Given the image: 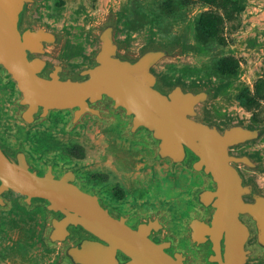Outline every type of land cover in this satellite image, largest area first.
I'll use <instances>...</instances> for the list:
<instances>
[{
    "label": "water",
    "instance_id": "water-1",
    "mask_svg": "<svg viewBox=\"0 0 264 264\" xmlns=\"http://www.w3.org/2000/svg\"><path fill=\"white\" fill-rule=\"evenodd\" d=\"M38 0H0V74L17 82L21 110L17 118L29 127L47 119L53 110L73 114L69 128L91 115L106 127L104 105L130 121L128 135L148 131L156 150L151 163L169 159L204 176L206 184L193 192L204 208L201 219L187 221L192 247L204 264H247L264 257V193L247 182L239 166L262 169L263 161L231 149L253 142L264 128L230 123L221 129L203 121L204 107L214 89L166 86L154 67L180 55L174 45L151 44L138 53L124 52L117 40L114 13L97 25L99 48L89 67L69 74V66L54 57L66 35L31 19ZM7 193L21 195L27 209L42 205L48 213L44 240L60 248L59 264H191L190 253L177 247L162 215L116 214L97 193L81 188L75 169L63 175L38 168L22 146L10 149L0 141V211L10 210ZM211 221H208L209 218ZM163 235L161 242L154 236ZM256 241L250 244V240Z\"/></svg>",
    "mask_w": 264,
    "mask_h": 264
},
{
    "label": "rangeland",
    "instance_id": "rangeland-1",
    "mask_svg": "<svg viewBox=\"0 0 264 264\" xmlns=\"http://www.w3.org/2000/svg\"><path fill=\"white\" fill-rule=\"evenodd\" d=\"M111 13L124 52L138 53L151 44L181 48L179 56L163 59L154 71L167 86L214 89L204 107L205 123L221 129L230 123L264 128V0H38L32 14L66 35L52 60L75 71L91 65L99 48L97 25ZM19 96L17 83L0 76L2 142L12 148L22 145L42 168L50 162L60 172L77 167L83 188L99 193L116 213L168 215L173 232L180 233L196 211L192 191L203 183L198 173L180 165L172 169L170 160L151 163L155 149L146 140L148 131L129 137L130 121L113 112L106 127L87 115L68 130L72 113L55 110L29 128L17 118ZM231 153L264 162V133ZM240 170L264 193V167ZM6 197L12 207L0 211V264H59L61 249L49 248L44 240L45 208L27 209L17 193ZM249 264H264V258Z\"/></svg>",
    "mask_w": 264,
    "mask_h": 264
},
{
    "label": "flooded vegetation",
    "instance_id": "flooded-vegetation-1",
    "mask_svg": "<svg viewBox=\"0 0 264 264\" xmlns=\"http://www.w3.org/2000/svg\"><path fill=\"white\" fill-rule=\"evenodd\" d=\"M35 10V9H34ZM33 10V11H34ZM33 13V12H32ZM31 13V19L33 20V21H37V20H35L34 18H33V14ZM39 22V21H38ZM43 23V22H42ZM45 24V23H44ZM47 27H48V25H47ZM48 28H50V27H48ZM51 29V28H50ZM54 30V29H53ZM60 32V31H59ZM63 33V32H62ZM64 46V45H63ZM62 46V47H63ZM93 56V55H92ZM44 58H46V59H49V60H51L52 62H54V63H56V64H66L67 66H69V74H74L76 71H78V70H80V69H83V68H86V67H83V68H80V69H78V70H75V71H73V69L71 68V66L69 65V64H67V63H65V62H60V63H57V62H55V61H53L52 60V58L53 57H44ZM92 61H93V58H92ZM92 64V63H91ZM90 66V65H89ZM89 66H87V67H89ZM0 76L1 77H3V78H5V80H13L12 78H11V76L10 75H2V74H0ZM15 81V80H14ZM16 82V81H15ZM17 83V82H16ZM167 86V85H166ZM18 87V86H17ZM18 90H19V88H18ZM20 91V90H19ZM21 97V92H20V96H19V98ZM18 98V99H19ZM17 102V101H16ZM17 104V103H16ZM104 108L106 109V113H104V116L106 117V118H108L109 120H110V123L107 125V126H109V125H111V123H112V118L111 117H109V116H107V115H109V113L110 112H113V114L112 115H115V118H116V116H118V115H120V117L122 118V119H124L123 117H122V115H121V113H116L114 110H112V108H111V106H110V104H106V105H104ZM21 110V107L19 106V111ZM19 111H18V113H19ZM53 111H55V110H53ZM53 111H51V113L53 112ZM59 111H69V110H59ZM71 112V111H70ZM17 113V114H18ZM51 113H50V115H49V117L47 118V119H45V120H43L42 122H44V121H46V120H48L49 118H50V116H51ZM72 113V112H71ZM85 116H87V115H85ZM84 116V117H85ZM89 116H91V115H89ZM84 117H83V119H84ZM72 118H73V114H72ZM95 119V118H94ZM72 120V119H71ZM71 120H70V122H71ZM96 120V119H95ZM124 120H126V119H124ZM21 121V120H20ZM98 121V120H97ZM127 121V120H126ZM23 122V121H22ZM42 122H40V123H42ZM70 122H69V124H68V126H67V128H68V130H71L72 128H69V125H70ZM82 122H83V120H82ZM81 122V123H82ZM100 122V121H99ZM24 123V122H23ZM40 123H38V124H40ZM101 123V122H100ZM26 124V123H25ZM38 124H35V125H33V126H31V127H34V126H36V125H38ZM78 124H80V123H78ZM131 124V123H130ZM101 125H102V123H101ZM26 126L27 127H29L27 124H26ZM76 126V125H75ZM74 126V127H75ZM130 126V125H129ZM129 126H128V128H129ZM31 127H29V128H31ZM103 127V126H102ZM128 128H127V135H128ZM225 128V127H224ZM141 130V129H140ZM139 131V130H138ZM137 131V132H138ZM136 132V133H137ZM135 133V134H136ZM149 134V133H148ZM129 136V135H128ZM135 136V135H134ZM133 136V137H134ZM130 137V136H129ZM147 137H148V135H147ZM147 137H146V140H147ZM1 141V140H0ZM2 142V141H1ZM4 143V142H3ZM5 144V143H4ZM6 145V144H5ZM8 146V145H7ZM19 146H22V145H19ZM19 146H17V147H15V148H18ZM10 149H15V148H12V147H10V146H8ZM23 147V146H22ZM23 149H24V151L29 155V160H30V162H32L33 164H35L38 168H40V169H43V170H48L49 169V167H50V165H52V169H53V171L54 172H58L60 175H63L67 170H73V169H75V172H76V175H77V178H78V181L80 182V179H79V176H78V168L77 167H74V168H69V169H65L63 172H60V171H57L56 169H55V167H54V163L53 162H50L49 164H48V167L47 168H42V167H40V166H38L36 163H34L32 160H31V157H30V154L26 151V149L23 147ZM155 152H156V150H155ZM153 157V156H152ZM151 158V157H150ZM150 158H149V161H150ZM167 160H169V159H167ZM165 161V160H164ZM179 166V165H178ZM180 166H182V165H180ZM172 167V166H171ZM184 167V166H183ZM239 168H240V166H239ZM189 169V168H188ZM241 171V170H240ZM197 173V172H196ZM199 174V173H198ZM202 178H203V183L201 184V185H199L198 187H196L193 191H192V199H193V201H194V203L196 204V206H195V212H192L191 213V215H190V217L188 218V219H186L185 221H184V226H183V229L180 231V233H174L173 232V230H172V221H171V217L170 216H168V215H164V214H159V213H156V212H152L153 214H154V216H156V215H162L161 216V221H167L168 222V225H169V234L171 235V236H173L174 238H176V240H177V247L179 248V249H182V250H184V251H186V252H188V253H190V255H191V264H204L203 262H202V253H200V252H198L195 248H193L192 247V241L187 237V235L189 234V227H188V225L186 224L187 223V221H190V220H192V218H193V215L195 214L196 215V217L197 218H199V219H201L202 218V216H203V212H204V208H200L199 207V204L194 200V198H193V192L197 189V188H200V187H203L205 184H206V179L204 178V176H202L201 174H199ZM247 181V180H246ZM247 182H249V181H247ZM80 185H81V188L83 189V190H85L84 188H83V186H82V184H81V182H80ZM257 185V184H256ZM85 191H87V190H85ZM87 192H89V191H87ZM89 193H97V192H89ZM263 193V192H262ZM7 194H9V193H7ZM99 196H100V194L99 193H97ZM4 197L5 198H7L6 197V194L4 195ZM101 197V196H100ZM21 198V197H20ZM20 198H19V202H20ZM8 199V198H7ZM101 199H102V201H103V203L105 204V205H107L105 202H104V200H103V198L101 197ZM9 200V199H8ZM107 206H109V205H107ZM111 207V206H110ZM114 211H115V209L113 208V207H111ZM116 212V211H115ZM133 212H135V211H133ZM133 212H131V213H133ZM130 213V214H131ZM148 213H150V212H148ZM116 214H124V213H116ZM130 214H124V215H130ZM147 214V213H146ZM145 214H143V215H141L140 216V214H139V212H138V215L137 216H134V217H132L131 219H133V218H136V222H134V223H131V219L128 221L130 224H135V223H137L139 220H141L142 218H143V216H144ZM140 217V218H139ZM211 217L208 219V221H211ZM162 239H163V235H156V236H154V241H156V242H161L162 241ZM256 241V238H253V239H251L250 240V244H252V243H254ZM258 258H264V257H258ZM252 261V260H251ZM250 261V262H251ZM250 262H248L247 264H249Z\"/></svg>",
    "mask_w": 264,
    "mask_h": 264
},
{
    "label": "trees",
    "instance_id": "trees-1",
    "mask_svg": "<svg viewBox=\"0 0 264 264\" xmlns=\"http://www.w3.org/2000/svg\"><path fill=\"white\" fill-rule=\"evenodd\" d=\"M212 33H213L212 28H210V34H212Z\"/></svg>",
    "mask_w": 264,
    "mask_h": 264
}]
</instances>
